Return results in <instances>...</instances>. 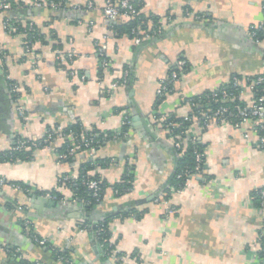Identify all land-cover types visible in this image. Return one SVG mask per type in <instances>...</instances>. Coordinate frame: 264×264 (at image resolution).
Here are the masks:
<instances>
[{
    "label": "crops",
    "instance_id": "1",
    "mask_svg": "<svg viewBox=\"0 0 264 264\" xmlns=\"http://www.w3.org/2000/svg\"><path fill=\"white\" fill-rule=\"evenodd\" d=\"M15 1L16 10L0 12V47L7 56L8 73L20 87L27 119L25 125L19 119L0 64V152L10 150L19 136L39 141L51 128L76 123L89 132L95 127L120 135L123 122L131 119V130L94 153V161L109 164L96 162L89 174L110 187L92 211L75 203L73 192L60 183L93 162L88 151L63 161L57 154L64 142L57 141L36 150L31 160L0 164V179L8 183L0 185V264H60L32 234L54 247L70 248L76 264H257L264 216L251 193L264 185V148L256 136L247 141L242 129L210 126L201 134L209 184L193 178L168 202L149 198L162 192L176 167L175 149L156 115L185 117L190 111L187 98L216 90L235 76L264 75V41L249 37V27L264 23V0H140L142 14L161 18L164 26L159 38L140 46L129 35L114 31L115 25L129 20L108 21L107 0H68L62 10ZM186 10L194 19L185 17ZM14 17L24 26L33 24L47 38L56 36L49 44L34 45L37 62L25 56L26 37L3 28L5 19ZM55 45L78 55L72 65L76 77L57 66ZM101 48L111 60L107 69ZM181 59L190 63L191 71L155 108L160 82L178 69ZM128 66L134 70L126 85ZM115 83L119 85L114 89ZM242 99H251L247 89ZM129 165L133 189L117 198L111 186L122 180ZM9 182L29 186L33 193L27 195ZM52 191L62 196L59 202L52 199L54 206L32 198L50 199ZM130 206L147 212L139 220L119 216ZM109 216L111 242L124 254L123 263L105 259L91 227H80ZM13 248L20 250L22 260L10 253Z\"/></svg>",
    "mask_w": 264,
    "mask_h": 264
},
{
    "label": "built area",
    "instance_id": "2",
    "mask_svg": "<svg viewBox=\"0 0 264 264\" xmlns=\"http://www.w3.org/2000/svg\"><path fill=\"white\" fill-rule=\"evenodd\" d=\"M18 3L15 0H1L0 1V12H9L13 11V5H17ZM28 6L32 8H38V9H52V10H62L66 9L68 7V0H27L25 2ZM88 8H93V2L89 3ZM78 9V8H75ZM141 9H138L137 6L133 3L131 0H107V4L104 9V15L106 19L110 22L117 21L119 19H126V20H134L137 16L140 15ZM186 18L194 19V17L190 14L188 11L186 13ZM12 19H5L3 22V28L7 30L8 32H14L18 30V27H15V24L12 22ZM150 29L144 36L141 38L135 39V43L137 45H142L143 42L150 40L151 37L156 36L158 34H161L164 30V26L162 24V20L160 21V28L157 27L153 33H150L152 28V23L150 22ZM29 32L27 34L22 33L25 37H29V40L26 41L25 44V56L32 58L34 61L37 62L38 55L36 52L33 51L34 43L38 42L35 41L34 34L35 32L34 25L30 24L28 29ZM258 31L264 32V24L258 25V26H251L249 27V37L251 39H254L257 37ZM133 32H137V29L135 28ZM101 59H102V66L104 69H107L111 66V60L106 56L102 48L100 49ZM54 54L56 57V63L59 68L66 67L69 70V75L74 78L77 75V71L72 68V65L75 63L78 55L74 50L70 52H64L61 49H55ZM7 56L6 53L3 51V49L0 47V64L2 69V74L4 77V80L8 83L10 93L13 95L14 102L17 108L18 116L21 122L25 125L26 119H27V112L25 108L22 106L21 99H20V87L17 83H15L11 76L8 73L7 70ZM178 69L173 70L170 74L169 78H166L162 80L159 84L157 96L158 99H165L170 94L173 93L174 88L176 85L180 82V79L182 77V73H184V69L187 66V61L184 59L178 60ZM125 78L127 79L129 76V72H124ZM85 78L82 76V80ZM264 84V76L257 78V80H244L240 81L239 79H234V83L232 88L239 90L241 88V91L239 92H229V91H223L220 93H214L212 95V98L209 100V102L218 103L223 102L227 105H222L218 109H207L204 111H199L198 115L196 117L192 118V125L189 128V134L193 136V141H200L201 142V134L206 131L210 126L212 125H218V126H231L235 129H242L244 130V137L247 141H250L252 136H256L258 139V144L260 147L264 148V87L259 88L258 85ZM119 83H115L113 85V88H117ZM259 90L260 96L255 97L256 91ZM247 89L251 94V99L248 101H244L242 99V95L244 90ZM110 92V91H109ZM236 103V104H235ZM189 107L193 108L196 104L193 102H190L187 104ZM202 117V120L200 119ZM130 120L127 119L123 122V125L130 124ZM171 125L165 124L163 126V131L166 134V138L171 142L173 147L175 149H181L182 145L181 143L177 142V136H169L167 135L171 132ZM56 133H58L57 138H53L51 135L45 140V143L50 147L57 141H63L68 138L69 140H75L74 134L70 133L68 135L63 133L64 128L63 127H55L53 129ZM92 132V131H91ZM117 137L119 134H115ZM92 136L90 138H87L85 140L84 145L81 144V142H75L71 148L68 149L66 153H59L57 154L58 158L60 160L66 161L71 156L76 157L77 154H79L83 149V151H88L89 155L92 157L93 164L96 165L94 153L96 151V148L92 146ZM111 138L108 137V135H104V140L108 141ZM102 142V140H101ZM10 150L15 151H22V150H31L36 149L40 147V142L32 139H28L27 142H24L22 140H19L17 144H15ZM196 160L197 165L195 167V170L193 173L187 172L186 177H189V180L187 181L186 187L183 190H177L175 194L182 193L186 190L187 185L189 181L193 178H198L201 180L203 184H209V179L203 178L204 172L202 171L203 166V159L206 157L205 152L196 151ZM183 174L181 173L179 175V178L182 177ZM80 173L74 174V175H67L61 178L60 182L62 185L66 186V183H71L72 186H77L78 182H80ZM82 185L86 186L87 190L89 191V194L92 195V198L95 199L96 202H99L101 200V196L103 194V187L101 186V181L96 179H84L81 183ZM0 185L5 186L7 185V181L3 178L0 179ZM15 187V186H13ZM70 189V188H69ZM71 190V189H70ZM72 191V190H71ZM256 191H259L260 193V208H258L264 216V185L261 187L256 188ZM73 192V191H72ZM115 195L117 192H115ZM117 196V195H116ZM47 198L55 199L52 196L48 195ZM56 200V199H55ZM162 198H158L155 202L160 203ZM252 200V199H251ZM75 203L76 200H75ZM85 204V201L82 202ZM82 203H77L80 205L81 208H83ZM86 204H91L90 201H87ZM173 210L169 209L167 212L168 215L172 214ZM264 235V226L262 229V233L260 235L259 243H261V248L259 250V253L257 254V264H264V242H261L262 236ZM34 241L41 247H51V243L47 240L40 239L38 236H33ZM51 244V245H50ZM53 246V245H52ZM57 247L53 246V249ZM10 253L15 256V259L22 260L23 255L21 254L19 249H9ZM112 258L114 260L117 259L116 252L114 251L112 253ZM121 259L124 260V257ZM60 264L71 263L68 259H65L64 257H59L57 260Z\"/></svg>",
    "mask_w": 264,
    "mask_h": 264
},
{
    "label": "trees",
    "instance_id": "3",
    "mask_svg": "<svg viewBox=\"0 0 264 264\" xmlns=\"http://www.w3.org/2000/svg\"><path fill=\"white\" fill-rule=\"evenodd\" d=\"M133 3L137 6L138 9L142 10L143 7V3L142 1H133ZM17 6L13 5V10H16ZM52 10V9H51ZM188 11H185V17H186V13ZM202 18L199 17L198 20H201ZM15 24V27H18L17 31H14L13 34L16 33H24L27 34L29 31L27 30L30 23L25 24L26 26L23 25V22L20 19H17L14 17V19H12ZM160 21L161 18L151 15V16H146L144 14H142V12L140 13L139 16H137L134 20H130L128 23L124 24V25H120L117 26L115 25L113 27L114 31L119 30V33H122L124 35H129L133 40L137 39V38H141L142 36H144L146 34V32H148V30L150 29V22L152 23V30L150 33H153V31L159 27L160 28ZM264 24V23H263ZM137 29V32H133L134 29ZM35 32H33L34 34V40L40 42L43 45L49 44L50 42H53V40L56 39L55 35H50V38H47L45 35H42L39 31V29H37L36 27H34ZM163 34V32L161 34H158L156 36L151 37L150 40H147L145 42L151 41L153 39L159 38L161 35ZM26 41L29 40V37H27L26 35ZM255 42H259V41H264V32L263 31H258L257 33V37L252 39ZM145 42H143L142 45L145 44ZM37 42L34 43V45ZM54 48H58L57 45L54 46ZM61 49V48H58ZM135 49H139V47H135ZM62 50V49H61ZM62 68H66V67H62ZM133 66H128L124 72L128 71L129 72V76L127 78V80H123L126 82V85L130 84L132 78H133ZM191 71V65L190 63L187 61V66L184 69V73L182 74H187ZM172 73V72H171ZM170 73V74H171ZM102 74V72L100 73ZM183 76V75H182ZM264 75H260V76H256V77H247V78H242L239 76H235L233 77L228 83L224 84L223 86H221L220 88L213 90V91H208L205 92L203 94H200L198 96L192 97V98H187L186 99V104H189L190 102L195 103L196 105L191 108L190 107V111L188 113L187 116L185 117H178L176 115H169L167 117L162 116V115H156V119H158L159 121H161L163 124V126L165 124H170L171 125V132L167 135V137L169 136H177V142L181 143L182 147L181 149H175L176 152V167H175V171L174 174L172 176V178L170 179V181L164 186L163 190L161 193H159L155 200L156 201L158 198H162L164 201H169L170 198H172V195L176 193V191L178 190H183L186 187L187 181L189 180V177H186L184 175H186L187 172L189 173H193L195 170V167L197 165V160H196V155L195 152L196 151H201L204 152V145L202 144V142L200 141H193V136L191 134H189V128L192 125V118L196 117L198 115L199 111H204L207 109H218L220 106L222 105H227L223 102H218V103H214L213 102H209V100L212 98V95L214 93H222L223 91H229V92H239L241 91V88L239 90L233 89V83H234V79H239L240 81H244V80H257V78L262 77ZM259 88H263L264 84L258 85ZM258 90V88H257ZM175 92V88L173 90V93ZM260 93L259 90L256 91L255 97H259ZM163 101V99H158L156 101V105L155 108L158 107L160 105V103ZM236 104V103H235ZM200 119L202 120V117H200ZM131 122V119H130ZM131 130V123L130 124H126L123 125L122 129H121V134L119 136H124L125 134L129 133ZM63 133L68 135L70 133L74 134L75 140H69L68 138L65 140L64 144L62 145V147H60V150L58 151L59 153H66L68 151L69 148H71L73 146V144L75 142H81V144L84 145L85 140H87V138H90V136L93 135L92 137V146H94L96 148V151L98 149H100L105 142H107L106 140H104V135H108V137H110L112 140L118 138L114 137L116 135H114L113 133H102L100 130H98L97 128L93 127L92 132L87 131L86 128H84L80 123H76L73 125H70L66 128H64ZM49 135H51L53 138H57L58 133H56L52 128L49 129V131H47L46 135L39 140L38 142H40V147L37 148V150H40L42 148L48 147V145L45 143V140L49 137ZM121 136V137H122ZM19 140H22L24 142L28 141V138H25L23 136H19L17 137L15 144L18 143ZM102 140V142H101ZM14 144V148L16 147V145ZM82 149L84 150V147L82 146ZM82 150V151H83ZM36 151V149H31V150H22V151H15V150H8V151H2L0 152V164L3 163H18V162H24L26 160H31L33 158V153ZM74 159L73 156H71L68 161H72ZM97 165L99 166H104L106 167L109 164L108 160H97ZM95 165H93V162L89 161L84 163L79 170L80 173V182H78L77 186H72L71 183H66V186L68 188H70L73 191V199L76 200L77 203H82L83 201H85V204H83V209L87 210V211H92L94 210L97 206H99V204L102 202L103 197L105 195L106 189H108L107 187H110L107 185L106 182L101 181V179L99 178V176H92L89 173L91 171H93L95 169ZM133 166L129 165L126 169L125 175L123 176L122 180L117 183L112 185V189L117 192V198L122 197L123 195L129 193L132 189H133V182H134V175L132 171ZM206 157H204L203 159V166H202V171L204 172L203 174V178L209 179V177L206 175ZM183 174L182 177L179 178L180 174ZM84 179H96L101 181V186L103 187V194L101 196V200L99 202H96L95 199L92 198V195L89 194V191L87 190L86 186L82 185V181ZM201 181V180H200ZM61 183V182H60ZM8 184V183H7ZM9 184L11 186H15V188L20 189L21 191H23L25 194L27 195H31L33 193L32 188H30L29 186L26 185H22L19 183H11L9 182ZM62 184V183H61ZM60 184V185H61ZM45 194H43V196H45ZM50 196H52L53 198H55L58 202L62 201V196L57 193L56 191H52L50 194H48ZM251 199L252 202L254 204V206L258 208H260V193L259 191L254 190L251 193ZM87 201H90L91 204H86ZM147 212L146 209L144 210H139L138 207H126L124 210H122L121 212H118V214H120L119 216H122L124 219L125 218H134L136 220L141 219L144 214ZM117 215V214H116ZM113 219L112 216L103 218L101 220H99L98 222H93L92 223H83L80 227L83 229L85 227H91L94 235H95V240L97 243V246L101 249V252L103 254V257L105 259L108 260H114L112 258V253L115 251L116 255H117V259L114 260L118 263H123L124 260L121 259L122 257H125L123 253H119L116 250V246L115 244H113L111 242L112 240V232H111V220ZM92 225V226H91ZM32 234V232H31ZM35 236L32 234V237ZM261 242H264V235L262 236ZM51 245V244H50ZM49 248V251L51 252V254L54 256V259L57 261L59 259V257H64L65 259H68L69 261H71L73 264H76L75 262V258H74V254L73 251L68 248V249H60V248H55L53 249V246L51 245V247H47ZM136 255V254H133ZM63 264H71V263H66L64 262Z\"/></svg>",
    "mask_w": 264,
    "mask_h": 264
},
{
    "label": "water",
    "instance_id": "4",
    "mask_svg": "<svg viewBox=\"0 0 264 264\" xmlns=\"http://www.w3.org/2000/svg\"><path fill=\"white\" fill-rule=\"evenodd\" d=\"M157 195H154V196H151L149 198V200H154L156 198ZM32 198L35 200V199H41V200H44L46 203H48V206H54L56 205V202L51 200V199H46V198H38V196L34 195L32 196ZM96 220V219H95Z\"/></svg>",
    "mask_w": 264,
    "mask_h": 264
}]
</instances>
